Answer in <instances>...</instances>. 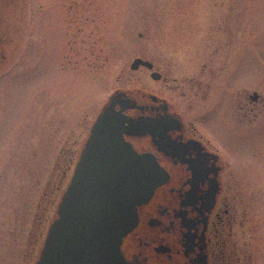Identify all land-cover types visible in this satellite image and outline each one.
<instances>
[{
  "label": "rangeland",
  "instance_id": "1",
  "mask_svg": "<svg viewBox=\"0 0 264 264\" xmlns=\"http://www.w3.org/2000/svg\"><path fill=\"white\" fill-rule=\"evenodd\" d=\"M32 1L0 80V264L36 263L41 196L71 126L80 133L118 89L158 87L131 68L141 54L172 71L179 88L163 91L251 178L255 137L235 116L238 98L264 95V0Z\"/></svg>",
  "mask_w": 264,
  "mask_h": 264
},
{
  "label": "flooded vegetation",
  "instance_id": "2",
  "mask_svg": "<svg viewBox=\"0 0 264 264\" xmlns=\"http://www.w3.org/2000/svg\"><path fill=\"white\" fill-rule=\"evenodd\" d=\"M29 3L33 5L32 0ZM24 7V0H0V80L5 64L13 58L10 48H18L23 30L20 20H24L18 12ZM136 58L153 64L152 68L140 64L136 70H146L151 78L156 71L159 77L152 79L158 87L126 88L132 90L138 104L128 113L134 118L168 114L180 122L168 131L173 141L169 152L160 149L151 135H126L139 153L150 152L157 157L169 179L138 207L139 221L122 241L124 260L119 264H264V95L251 92L237 99L235 124L255 137L251 178L243 180L220 149L185 119L184 108L174 95L163 91L179 88L172 71L164 70L144 54ZM168 84L171 87H166ZM179 96L187 94L182 91ZM98 116L92 123L79 120L76 125L80 133L74 135L75 126H71L72 133L57 145L51 179L39 204L42 215L36 225L37 239H46L57 216L56 204L59 202V206L70 184ZM51 208L56 213L46 221Z\"/></svg>",
  "mask_w": 264,
  "mask_h": 264
},
{
  "label": "water",
  "instance_id": "3",
  "mask_svg": "<svg viewBox=\"0 0 264 264\" xmlns=\"http://www.w3.org/2000/svg\"><path fill=\"white\" fill-rule=\"evenodd\" d=\"M153 64L136 58L132 69ZM153 78L159 74L152 72ZM132 90H116L92 126L36 264H119L124 237L139 221L138 207L169 179L150 152L139 153L126 135H151L169 152L179 119L132 117Z\"/></svg>",
  "mask_w": 264,
  "mask_h": 264
}]
</instances>
